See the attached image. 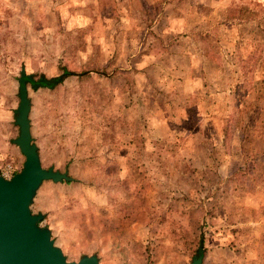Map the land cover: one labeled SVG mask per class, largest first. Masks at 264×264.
Instances as JSON below:
<instances>
[{"label":"rangeland","instance_id":"rangeland-1","mask_svg":"<svg viewBox=\"0 0 264 264\" xmlns=\"http://www.w3.org/2000/svg\"><path fill=\"white\" fill-rule=\"evenodd\" d=\"M21 68L67 262L264 264V0H0L6 179Z\"/></svg>","mask_w":264,"mask_h":264},{"label":"water","instance_id":"water-1","mask_svg":"<svg viewBox=\"0 0 264 264\" xmlns=\"http://www.w3.org/2000/svg\"><path fill=\"white\" fill-rule=\"evenodd\" d=\"M32 81L21 68L17 79L18 104L13 112L18 135L12 144L24 161L20 170L9 179L0 176V264H98L94 255L67 262L50 238V231L39 226L43 216L30 212L29 206L42 182H70L67 174L41 167L29 131L30 102L26 83L31 82V88L36 89L42 84L50 87L56 80L40 76L37 83ZM202 252L200 243L189 264H202Z\"/></svg>","mask_w":264,"mask_h":264},{"label":"crops","instance_id":"crops-1","mask_svg":"<svg viewBox=\"0 0 264 264\" xmlns=\"http://www.w3.org/2000/svg\"><path fill=\"white\" fill-rule=\"evenodd\" d=\"M13 119V118H12ZM9 126H10V130L12 129V133L14 134L13 138H11V140L9 141L11 144H12V141L17 137L18 135V129L17 127L15 126L14 124V121L11 120V122L9 123ZM2 135V134H0ZM19 151V150H18ZM20 153V152H19Z\"/></svg>","mask_w":264,"mask_h":264},{"label":"trees","instance_id":"trees-1","mask_svg":"<svg viewBox=\"0 0 264 264\" xmlns=\"http://www.w3.org/2000/svg\"><path fill=\"white\" fill-rule=\"evenodd\" d=\"M63 75L64 76H69V75H72L71 73H63ZM61 80V79H60ZM42 86H46V85H43L42 84ZM46 87H48V86H46ZM66 174V173H65ZM68 176V175H67ZM69 177V176H68ZM70 178V182H62V183H66V184H69V183H71V182H74L75 180L73 179V178H71V177H69ZM198 239H199V237H198Z\"/></svg>","mask_w":264,"mask_h":264},{"label":"built area","instance_id":"built-area-1","mask_svg":"<svg viewBox=\"0 0 264 264\" xmlns=\"http://www.w3.org/2000/svg\"><path fill=\"white\" fill-rule=\"evenodd\" d=\"M3 177V176H2ZM4 178V177H3ZM5 179H6V177H5Z\"/></svg>","mask_w":264,"mask_h":264}]
</instances>
